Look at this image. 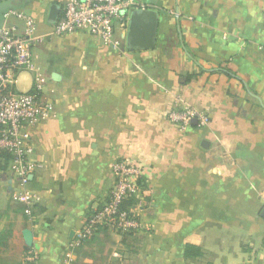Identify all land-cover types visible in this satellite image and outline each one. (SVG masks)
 Returning a JSON list of instances; mask_svg holds the SVG:
<instances>
[{
  "label": "crops",
  "instance_id": "crops-1",
  "mask_svg": "<svg viewBox=\"0 0 264 264\" xmlns=\"http://www.w3.org/2000/svg\"><path fill=\"white\" fill-rule=\"evenodd\" d=\"M133 1L158 13L152 49H125L129 13L113 49L85 31L54 35L47 12L63 0L0 1V26L10 9L36 19L32 63L53 105L25 128V186L0 157V264H27L30 246L41 264H80L98 247L102 264H264V0ZM31 86L21 72L16 89ZM178 105L207 123L180 130L167 118ZM119 160L142 167L130 200L141 231L75 246ZM22 189L37 198L29 214L12 200Z\"/></svg>",
  "mask_w": 264,
  "mask_h": 264
},
{
  "label": "built area",
  "instance_id": "built-area-1",
  "mask_svg": "<svg viewBox=\"0 0 264 264\" xmlns=\"http://www.w3.org/2000/svg\"><path fill=\"white\" fill-rule=\"evenodd\" d=\"M133 0H63L62 10L52 25L56 36L85 31L103 45L117 49L116 27L125 28L127 14L136 9ZM142 8V7H141ZM10 24L0 26V157L7 156L9 170L25 186L34 164L28 160L32 148L27 144L26 127L34 126L53 115V105L42 98L44 77L32 63V50L40 39L36 36V19L19 9H10L3 14ZM32 73V86L27 91L16 89L21 72ZM170 122L185 130L192 120L205 125L207 117L197 114L192 108L178 105L167 112ZM113 183L108 197L94 212L85 218L74 241L75 246L93 237L99 231L118 234L139 232L137 179L142 167L135 162L119 160L112 166ZM131 199L136 201L125 204ZM12 200L25 206V213L37 198L28 189L14 191ZM27 264H41L34 246L25 252Z\"/></svg>",
  "mask_w": 264,
  "mask_h": 264
},
{
  "label": "water",
  "instance_id": "water-1",
  "mask_svg": "<svg viewBox=\"0 0 264 264\" xmlns=\"http://www.w3.org/2000/svg\"><path fill=\"white\" fill-rule=\"evenodd\" d=\"M4 1V0H0ZM59 14V6L52 4L47 12L46 22L53 24ZM158 13L151 9H132L128 14L125 49H152L155 45ZM196 120H192L193 123Z\"/></svg>",
  "mask_w": 264,
  "mask_h": 264
},
{
  "label": "rangeland",
  "instance_id": "rangeland-1",
  "mask_svg": "<svg viewBox=\"0 0 264 264\" xmlns=\"http://www.w3.org/2000/svg\"><path fill=\"white\" fill-rule=\"evenodd\" d=\"M10 2H11V0H4V2L2 3V5H4V6L6 5L7 6ZM10 4H12V3H10ZM3 162H4V160H3ZM6 165H7V163H5V165H3L4 167L3 166L2 167L4 169H6ZM103 235L104 236H102V241L103 240L104 241L102 243H107L108 242V238H107L106 234H103ZM102 251H103V249L101 247H98L94 251V253H92V254H89V253L85 254L84 259H87V260H84L83 259V261L80 262V264H102V256H101ZM91 259L93 261H91Z\"/></svg>",
  "mask_w": 264,
  "mask_h": 264
},
{
  "label": "trees",
  "instance_id": "trees-1",
  "mask_svg": "<svg viewBox=\"0 0 264 264\" xmlns=\"http://www.w3.org/2000/svg\"><path fill=\"white\" fill-rule=\"evenodd\" d=\"M188 79H190V77L189 76H185V79H181V82H186ZM3 160H4V162L5 163H7L8 162V158H7V156H3ZM133 204V201H128L125 205L126 206H130V205H132ZM33 207V206H32ZM31 207V208H32ZM17 208H18V211H21V212H23V213H25L24 211H25V206H23V205H21V206H17Z\"/></svg>",
  "mask_w": 264,
  "mask_h": 264
}]
</instances>
